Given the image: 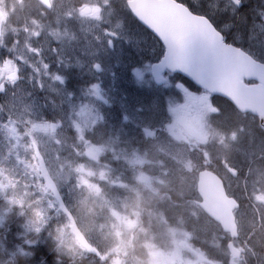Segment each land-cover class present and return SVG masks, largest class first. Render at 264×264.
<instances>
[{
  "label": "rangeland",
  "instance_id": "374dc122",
  "mask_svg": "<svg viewBox=\"0 0 264 264\" xmlns=\"http://www.w3.org/2000/svg\"><path fill=\"white\" fill-rule=\"evenodd\" d=\"M51 2L47 10L36 0H0V89L6 88L0 91V223L10 213L21 220L11 254L31 256L51 235L59 264H264L260 119L215 103L196 87L186 94L169 73L156 85L151 66L164 48L136 23L126 0ZM182 3L217 20L223 33L235 26L225 10L241 9L231 0ZM244 3L255 15L232 43L264 61V0ZM80 5L99 6V18ZM35 148L106 261L87 254L71 234L44 186ZM222 161L240 172L226 177L242 202L236 245L244 259L225 249L228 237L219 225L186 215L190 207L199 217L197 173ZM143 176L149 180L140 181ZM0 249L6 250L1 240Z\"/></svg>",
  "mask_w": 264,
  "mask_h": 264
},
{
  "label": "water",
  "instance_id": "95a60500",
  "mask_svg": "<svg viewBox=\"0 0 264 264\" xmlns=\"http://www.w3.org/2000/svg\"><path fill=\"white\" fill-rule=\"evenodd\" d=\"M36 1L45 9H52L50 0ZM133 3L136 5L137 9L141 8L143 5H164L166 7H172L175 5V9L179 10L182 6L177 5L175 0H133ZM137 14H139V12ZM133 16L141 25H143V27L151 32L165 48L163 58L151 66L152 77L157 85H161L163 83L164 74L166 72L181 74L183 77L192 81L196 86L201 89H205L210 94L227 98L235 105L239 112L251 113L252 115L257 116L260 119L261 126L264 128V91H246L259 88V77L248 75L241 76L239 85L236 87H231L229 83L234 69L240 67L241 65H246L247 60L250 59L249 57L237 54L240 48L229 45L225 43L224 40H221L219 43L223 44L225 48L233 46L236 51L228 56H224L223 50L217 46V52L220 54L215 55L213 50L208 46L207 42L197 40L190 49L188 58L189 71L185 72L181 68L173 69L165 67L160 73L162 78L158 80L152 69L161 64L168 56L167 43L164 41L163 36L154 30V21L146 17L138 19L137 16ZM199 17L204 16L197 15V18ZM216 30L219 31L217 28ZM259 69H264V64L259 65ZM245 81H255L256 83L247 85ZM35 153L39 162L40 175L44 182V186L57 201L62 213L71 222L69 228L72 235L76 238L80 246L89 254L100 256V251L89 242L75 221L74 214L68 208L61 190L59 189L56 181L52 178L44 157L37 148H35ZM236 172L237 170L234 172L235 177L237 175ZM144 179H146V177L140 178L141 181ZM197 192L202 198V202L199 203L200 207L212 219L220 224L225 233L230 234L232 241L228 244V249L231 255L234 257H241V252L234 246L233 243V241L239 236L235 216V210L239 207V203L234 198L227 195L223 180L207 170L201 171L198 174Z\"/></svg>",
  "mask_w": 264,
  "mask_h": 264
},
{
  "label": "snow or ice",
  "instance_id": "6c2138e0",
  "mask_svg": "<svg viewBox=\"0 0 264 264\" xmlns=\"http://www.w3.org/2000/svg\"><path fill=\"white\" fill-rule=\"evenodd\" d=\"M175 2L177 5H182L179 10L175 9V5L172 7H166L164 5H143L141 8L137 9L133 0H126L129 10L133 15L137 16L138 19L146 17L154 21V30L163 36L164 41L167 43L168 56L161 64L152 69L158 80L162 78L160 73L165 67L173 69L181 68L185 72L189 71L188 58L190 49L197 40L207 42L215 55L220 54L217 52V46L223 50L224 56H228L236 51L233 46L225 48L223 44L219 43L221 40H224V36L216 30L208 17L197 18V14L192 12L191 8L186 4H182V0H175ZM242 3L243 0H231V4L234 5L235 8H239ZM80 8L84 9V5H80ZM89 9H91V11H89ZM89 9H84L85 15H92L99 18L101 14L99 6L92 8L90 5ZM138 12L139 14H137ZM105 35L116 38L118 34L110 33L106 30ZM111 42L110 40L109 43L111 44ZM237 54L249 57L250 59L247 60L246 65H241L234 69L232 78L229 81L230 86L236 87L239 85L241 76H258L260 79L259 88L246 91H264V69H259V65L264 64V61L258 60L244 49H239ZM45 67H47V65H45ZM95 67L97 70L100 69L99 65ZM135 75L138 78H143V73L140 71H136ZM9 79L15 81L17 75L13 72L9 76ZM54 79L64 83L60 75H56ZM94 89L96 94L99 95V85H95ZM0 91H6V88L0 89Z\"/></svg>",
  "mask_w": 264,
  "mask_h": 264
},
{
  "label": "trees",
  "instance_id": "16d2710c",
  "mask_svg": "<svg viewBox=\"0 0 264 264\" xmlns=\"http://www.w3.org/2000/svg\"><path fill=\"white\" fill-rule=\"evenodd\" d=\"M209 0H202V3H206ZM184 4V3H183ZM248 5H250L247 2ZM127 5V4H126ZM126 5L122 4L123 8H126ZM246 5L244 3L243 7L241 6L238 10V14L236 15L235 11H226L225 10V16L229 18L230 22L235 21V26L231 30H227L224 32V35L226 37V41L228 43H232L233 40H237V35H240L241 33H246L243 30H241V24L242 23H248L250 24V20L254 17L255 13L252 11L251 6ZM189 8H191L192 12L203 15L208 17L212 23L221 30L223 28L222 26L218 27L217 20L212 19L208 14L205 12H199L198 8L191 6L190 4L187 5ZM249 7V10L246 11ZM128 8V6H127ZM222 8V7H221ZM225 9V8H223ZM129 10V8H128ZM132 14V13H131ZM233 14V15H232ZM136 23L140 24L139 21L135 18ZM141 25V24H140ZM142 26V25H141ZM246 34H243L245 36ZM239 47L244 48L240 43H236ZM246 51H248L246 48H244ZM259 60L262 61L260 56H256ZM262 135H264V130L262 129ZM5 223V224H3ZM3 223H0V240L5 245L6 250L1 251L0 249V264H59L57 261V252L55 250V244L54 241L51 240L53 236L49 235L45 238H47V243L44 244H38L31 248L32 255H19L17 253L11 254V251H14V244L17 242V232L19 230V225L21 223V220H17L15 216L10 213L7 218L3 221ZM7 228L9 231H4V228ZM8 232V233H7ZM7 233V234H6Z\"/></svg>",
  "mask_w": 264,
  "mask_h": 264
},
{
  "label": "flooded vegetation",
  "instance_id": "af4514ba",
  "mask_svg": "<svg viewBox=\"0 0 264 264\" xmlns=\"http://www.w3.org/2000/svg\"><path fill=\"white\" fill-rule=\"evenodd\" d=\"M51 1V0H50ZM52 3V2H51ZM42 7V6H41ZM130 11V10H129ZM160 53L162 54V57L164 56V53H165V50H164V52L162 51V50H160ZM161 57V58H162ZM161 60V59H160ZM166 74H168V72L167 73H165L164 74V80H163V83L162 84H165L166 83V81H167V79H168V75H166ZM169 74H171V75H173L174 76V78H176L177 79V82H176V85H177V88L178 89H181V90H185V93L186 94H189L190 93V90H189V87L190 88H195L196 87V85L195 84H193L191 81H189L187 78H185V77H183L181 74H173V73H169ZM173 83H174V80L172 81V82H170L169 83V85L168 86H170V88H172L173 87ZM197 88V87H196ZM197 89H199V88H197ZM201 90V89H200ZM204 91V90H203ZM206 92V91H205ZM207 97V96H206ZM211 98V97H210ZM215 103H220V102H224V103H227V104H229V105H231L232 106V108L236 111V108H235V106H233L232 105V103L228 100V99H226V98H222V97H220V96H215V101H214ZM220 108V107H219ZM117 112V111H116ZM115 118H117V117H115ZM189 130V127H188V125H187V131ZM142 135L143 134H145V136L146 137H149L150 136V134L152 133L150 130H148V129H142ZM191 134L192 135H194V132H193V130H191ZM142 137V136H141ZM132 138L137 142V133L136 134H134L133 136H132ZM139 165L141 166V163H139ZM203 169H205V170H208V171H210V172H212L213 174H215V175H217L218 177H220L222 180H223V182H224V187H225V189H226V191H227V195L229 196V197H231V198H234V199H236L237 201H238V203H239V205H240V207H238L236 210H235V215L240 211V209H241V207H242V202H240L239 201V199H238V197H237V193H236V195L234 194V196L231 194V188H232V186L229 184V182H228V179H227V177H226V175L228 174V175H230L232 178H238L239 177V175H240V173H238L239 171H237L236 173H237V175H236V177L234 176V172H235V170H237L236 169V166H235V164H233L232 162H227V161H222V165L221 166H214V165H209V166H207V167H204ZM203 169H201V170H203ZM239 170V169H238ZM148 180H149V177H148ZM201 202V199H198V200H196L195 201V207H196V209H197V211H198V213H199V217H197L196 216V214L195 213H193L192 211H191V209H190V207L188 208V210H187V213H186V215L187 216H189V217H193V218H195V219H204V220H208V221H210V222H212V223H214V224H216V225H219L217 222H215L212 218H210L206 213H205V211L204 210H202L201 209V207L199 206V203ZM237 216V215H236ZM220 227V226H219ZM239 227V226H238ZM240 229V228H239ZM222 230V229H221ZM137 233V227H136V229H135V231H134V233H132V235H131V242H133V239H134V244L132 245V247H134L135 246V234ZM238 233H239V230H238ZM225 235L228 237V239H226V244H225V249L226 250H228V244L232 241V239L230 238V235L229 234H226L225 233ZM240 239V234H239V236L233 241V243H234V246L237 248V245H236V242L238 241ZM92 242V241H91ZM238 249V248H237ZM100 250V249H99ZM101 251V254L102 255H104L103 254V252H102V250H100ZM240 252H241V259H244L245 258V256L243 255V253H242V251L240 250ZM230 254V253H229ZM232 256V255H231ZM233 257V256H232ZM233 258H235L236 259V257H233ZM97 260L99 261V263H102V262H104V261H106L105 259H103V256H102V258H97ZM102 264H105V263H102ZM163 264H174L173 262L171 263V261H169V259H167L166 261H164V263Z\"/></svg>",
  "mask_w": 264,
  "mask_h": 264
},
{
  "label": "bare ground",
  "instance_id": "6f19581e",
  "mask_svg": "<svg viewBox=\"0 0 264 264\" xmlns=\"http://www.w3.org/2000/svg\"><path fill=\"white\" fill-rule=\"evenodd\" d=\"M242 5H243V3H242ZM237 128V127H236ZM261 249V248H260ZM258 251H259V249H258ZM264 251V250H263ZM259 253H260V251H259Z\"/></svg>",
  "mask_w": 264,
  "mask_h": 264
}]
</instances>
